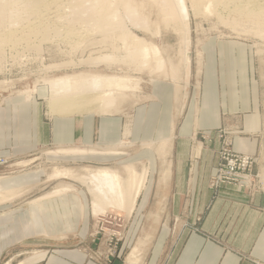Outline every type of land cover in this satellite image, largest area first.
Returning <instances> with one entry per match:
<instances>
[{"label": "rangeland", "instance_id": "rangeland-1", "mask_svg": "<svg viewBox=\"0 0 264 264\" xmlns=\"http://www.w3.org/2000/svg\"><path fill=\"white\" fill-rule=\"evenodd\" d=\"M185 1L190 14V43L189 61L182 63V44L171 23L164 21L160 2L130 0L136 11L146 19L147 30L134 31V25L122 14L127 29L156 45L167 65L162 73L147 69L143 73L128 71L136 86L132 85V90L123 93L124 96H117L111 109L112 115L118 116L125 127L129 121L136 122L143 114L141 110L152 102L155 105L150 109L151 116L147 120L153 122L148 132L154 137L160 127H165L170 136L171 125L174 124L173 132L177 137L172 148L175 149L178 144L181 150H185L188 170L208 153L207 158L212 156V164L215 165V173L209 182L212 200L231 198L250 209H262L264 34H254L255 25L242 18L237 19L219 7L216 10L222 13L223 19L217 12L193 15L191 0ZM55 10L48 12V16L53 12L49 16L51 19L58 12ZM64 14L62 16L69 15ZM61 20L62 26H65L64 18ZM61 20L57 22L58 27ZM20 22L22 26L26 22L28 25L24 19ZM61 35L63 37V33ZM61 35L59 39L51 35L52 40L49 38V41L35 39L32 44L39 52L29 51L28 46L24 47V41L15 48L5 46L0 51V185L5 190L11 186L34 185L22 189L27 192L17 200L0 202V264H42L51 251L60 249H80L93 264H112L114 261L126 264L128 254L142 238L147 241L141 251L139 249L141 259L138 264H146V258L147 264H152L160 231L174 229L178 227V222L145 220L136 215L131 218L135 208L129 216L126 210L116 208H107L95 216L87 184L81 182V178L87 175L83 168L111 167L121 170L122 166L133 164L139 170L146 166L149 169L146 182L150 183L147 192H152V199L150 206L146 205L139 211L143 214L147 211L159 212V197L154 196L158 189L151 182L158 179L160 168H163L161 160L155 156L153 149L142 147L144 142L134 141V129L130 130L128 138L122 139L121 135L115 148H106L121 155L83 157L51 154L58 146L50 143L36 145L32 138L18 132L21 127L29 128V124H23L25 122L30 121L34 125L35 119L50 129L53 127L54 116L46 107L45 99L49 94L46 79L81 74L88 68L83 64L77 65L79 60L86 59L90 54L98 57L108 51L97 33L87 37L84 33L86 39L80 38L81 44L80 39L76 40L78 43L74 40L75 45L73 41V45L63 42ZM116 45L122 46L121 42ZM170 63L175 67L173 73ZM52 65H61L62 68H46ZM107 69L105 64L97 67L99 73L110 75L115 66ZM155 81L157 83L153 84ZM160 88L165 111L156 107L160 104ZM143 94L149 97L148 100L143 101ZM133 106L136 107L131 113ZM160 122L167 124L163 126ZM150 141L158 143L161 140ZM241 144L243 149L239 147ZM92 148L102 152V149ZM242 156L249 159L245 162ZM55 167L72 169L78 178L61 183L47 182ZM35 182L37 184H32ZM59 184L76 189L58 200L52 198L38 205L31 204L37 197L58 188ZM185 223L183 228L196 233L200 231L199 226ZM37 253L44 255L37 258ZM169 261V255L165 254L154 264H170ZM252 264L264 263L252 260Z\"/></svg>", "mask_w": 264, "mask_h": 264}, {"label": "bare ground", "instance_id": "bare-ground-1", "mask_svg": "<svg viewBox=\"0 0 264 264\" xmlns=\"http://www.w3.org/2000/svg\"><path fill=\"white\" fill-rule=\"evenodd\" d=\"M157 1L160 2L161 7H159L164 21L171 23L173 31L177 34L182 44L181 59L182 63H186L189 61L188 47L190 43V14L186 1ZM190 3L193 15L200 12L216 13L219 7L224 12L227 11L229 14H233L237 19L242 18L246 20L245 22L255 25L254 34H264V0H191ZM51 9L58 10L56 16L54 15L55 18L52 19L49 16H52L53 12L48 16ZM59 12L61 16L58 14ZM62 13L69 15L64 14L65 16H62ZM122 14L134 25V31L146 32V19L136 11L130 0H0V51L5 46L15 48L20 44L19 42L24 41L23 43L26 44L24 47L28 46V50H33V53H35L39 52V49L36 50L37 47L32 44L35 39H38V41H49L48 39L51 35L58 38L63 33V37L61 35L63 42L72 43V41L75 42L80 38L86 39L89 36L88 34H99L102 40L100 41L104 44V49L108 50L107 53L98 57H93L90 54L86 59L79 60L77 65L83 64L88 68V70H82L81 74L46 79L45 81L49 88L48 97L45 99L46 107L50 114L73 115L97 112L100 116L112 115L111 109L116 103L117 96H124L123 93L130 92L133 88L132 85H134L135 79L129 77L128 71L140 73L149 70L150 72L162 73L166 70L167 65L156 45L148 43L142 37L127 29L125 19L121 18ZM217 14L221 15L220 19H223L222 13L217 12ZM229 14L228 16H230ZM63 18L67 26H62L64 25L62 23L63 20H61ZM23 19L28 21V25H26L27 22L25 26L23 24L24 27L22 22H20ZM60 20L61 26L58 27L57 22ZM133 29L131 28V30ZM84 33L86 35L85 38L83 37ZM18 34L22 35L19 36ZM262 37L264 38V35ZM50 40L52 39L50 38ZM76 42L78 43V41ZM76 42L74 45L77 44ZM118 42H121L122 46H117L116 43ZM25 52L28 51L25 50ZM0 55H2L1 52ZM101 64H105L106 69L110 66H115V69L114 71L112 70L110 75L99 73L97 67ZM77 65L73 64L72 66L76 67ZM60 66L52 65L46 68L58 69ZM169 67L173 73L175 67L171 63ZM136 82L138 85L140 80ZM173 125H171L172 133L174 130ZM126 127H128V124ZM124 130L125 139L130 134V129L126 128ZM171 145V139L160 141L154 148L152 146H155V144L153 145L151 142L142 145V147L153 149L158 159L161 160L160 163L163 168L159 170L163 178L169 175L170 164H167L168 162L166 161ZM50 153L80 157L104 154L121 155L116 150L102 149V152H98L92 147L78 146L59 147ZM241 158L245 162L249 159L246 156ZM30 162L32 161L30 160ZM82 170L87 175L81 178V182L87 184V190L92 200V212L95 216L104 212L107 208L126 210L129 216L135 208L140 193L144 189L149 171L146 166H142L141 169L137 170L133 164H126L122 166L121 170L111 167L83 168ZM77 178L72 169L55 167L47 177V182L58 181L61 183L62 181L75 180ZM74 188L73 186H62L59 184L58 188L37 197L31 203L36 205L37 203L48 202L52 198L58 200V198H61L60 196L74 192ZM26 192L27 190L13 189L0 194V200L12 201L15 198L22 197ZM146 241L147 239L145 238L138 240L136 246L128 254L126 264H138L141 259V248L146 245ZM43 255L44 253H37L36 257H42Z\"/></svg>", "mask_w": 264, "mask_h": 264}, {"label": "crops", "instance_id": "crops-1", "mask_svg": "<svg viewBox=\"0 0 264 264\" xmlns=\"http://www.w3.org/2000/svg\"><path fill=\"white\" fill-rule=\"evenodd\" d=\"M155 83L157 81L153 82ZM143 95V101L146 98L148 100L149 97L146 94ZM158 98L160 104L156 107L165 111L162 90ZM153 105L155 104L152 102L148 104L147 108L141 110L142 116L136 122L134 120V123L129 121L125 127L121 119L118 116L115 117V114L100 116L97 112H93L73 115L51 114L55 119L51 129L35 119L34 125L30 121L25 122L23 124H29V128L21 127L18 132L27 135V138H32L36 145L45 146L50 143L58 146L57 148L77 146L113 148L121 139V135L124 139L125 133L123 132L126 128L134 129L133 139L144 142L142 145L150 142L156 144L150 140L169 139L173 144L177 134L174 135V132L170 130L171 135L169 136L165 127H160L154 137L148 132L153 121L147 120V117L151 116L150 109ZM135 107L133 106L131 113ZM127 124L128 127H126ZM159 124L166 126L167 122ZM179 146L177 144L173 149L171 145L170 155L167 156L166 162L170 164L169 175L165 177L167 180L163 178L162 173L159 174L160 171L158 179L151 182V184H156L155 188L158 189L154 196L159 197L160 211L156 213L147 211L145 214L139 211L146 205L147 207L151 205L152 192H147V185L150 184L148 181L139 195L140 198L137 199L135 211L131 216L133 218L136 215L145 220L178 222V227L160 231L158 248L155 249L153 260L150 263H156L165 254L169 255L170 264H252V260L264 263V204L261 206L262 209L256 210L250 209L246 204H239L231 198L212 200L209 191V182L215 173L212 156L207 158L210 154L208 153L188 170L187 154ZM239 147L243 149L242 144ZM207 160L209 163H205ZM26 187H34V185L11 186L6 190L0 185V194ZM0 202L9 201L0 200ZM185 222L199 226L200 231L196 233L183 228ZM157 251L160 252L156 253ZM42 264L93 263L80 249H60L51 251ZM112 264H118V262L114 261Z\"/></svg>", "mask_w": 264, "mask_h": 264}]
</instances>
